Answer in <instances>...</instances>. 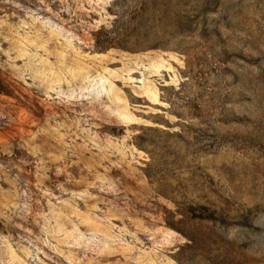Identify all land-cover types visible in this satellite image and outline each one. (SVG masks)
I'll return each mask as SVG.
<instances>
[{"label":"rangeland","instance_id":"rangeland-1","mask_svg":"<svg viewBox=\"0 0 264 264\" xmlns=\"http://www.w3.org/2000/svg\"><path fill=\"white\" fill-rule=\"evenodd\" d=\"M0 84V264H264V0H0Z\"/></svg>","mask_w":264,"mask_h":264},{"label":"trees","instance_id":"trees-1","mask_svg":"<svg viewBox=\"0 0 264 264\" xmlns=\"http://www.w3.org/2000/svg\"><path fill=\"white\" fill-rule=\"evenodd\" d=\"M101 32H104L103 29H100L98 32L94 33V35H93L95 49L98 51H102L106 48L112 47V41L114 39V38H111L108 36L109 33H107L103 37H99L98 35ZM113 37H115V36L113 35ZM0 93H4V90H2L1 84H0Z\"/></svg>","mask_w":264,"mask_h":264}]
</instances>
